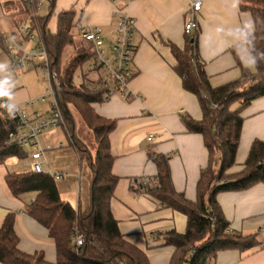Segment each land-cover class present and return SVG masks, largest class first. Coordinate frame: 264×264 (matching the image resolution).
<instances>
[{
    "label": "crops",
    "instance_id": "crops-1",
    "mask_svg": "<svg viewBox=\"0 0 264 264\" xmlns=\"http://www.w3.org/2000/svg\"><path fill=\"white\" fill-rule=\"evenodd\" d=\"M194 1L133 0L127 5L125 12L136 22L132 59L134 76L127 86L131 98L125 100L112 96L103 103L92 105L97 115L116 121V127L109 135L114 158L111 173L118 179L110 202L111 214L123 239L141 250L149 264H169L174 248L165 244L163 233L173 230L183 234L186 218L181 213L163 208L145 194L131 193V182L155 177L156 167L151 155L168 156L175 191L193 202L200 171L208 161L202 136L190 134L181 121L183 116L200 121L202 114L196 97L182 88L181 79L174 70L176 60L168 44L179 50L184 48V24L192 16L196 22L194 33L198 39L199 59L211 87L238 79L241 67L255 73L245 43V38L254 30L249 13L240 11L237 0H200V11L193 13L190 6ZM114 8L110 0H56L51 12L54 19L48 22L47 28L53 34L58 14L72 10L74 40L80 41L78 27L85 26L100 28L102 36L109 42L115 24ZM14 24L15 28L19 25ZM0 32L4 37L5 34ZM10 35L15 36L16 41H24L16 32ZM11 53L14 59L16 54ZM82 71L83 78L88 81L98 76L94 72ZM10 93L11 102L31 108L27 106L31 101L23 100L20 90L12 89ZM4 98L9 102L8 96ZM240 116L243 124L235 164L228 174H237L243 169L253 141L264 142V96L253 100ZM149 137L152 140H148ZM29 156L26 154L21 160L8 158L0 163V227L4 217L13 213L18 250L28 255L42 252L44 260L54 264L53 241L45 228L27 213L35 194L14 197L4 179L8 173L30 172ZM44 156L53 172L64 174L65 179L56 181H63L61 188L56 184L60 198L76 208L78 198L74 206L71 194L79 191L74 189L72 172L69 168L61 170L64 166H52L53 161L46 157V152ZM56 157L62 158L60 153ZM78 176L75 175L74 181H80ZM61 192H65L64 197ZM217 203L229 223L228 231L241 235L256 232L259 245L243 253L239 250L220 252L210 264H264V184L241 192L221 193L217 196Z\"/></svg>",
    "mask_w": 264,
    "mask_h": 264
},
{
    "label": "trees",
    "instance_id": "trees-1",
    "mask_svg": "<svg viewBox=\"0 0 264 264\" xmlns=\"http://www.w3.org/2000/svg\"><path fill=\"white\" fill-rule=\"evenodd\" d=\"M15 1L21 3L32 30L41 42L48 60V68L55 72L60 91L56 94L65 123V135L81 162L85 158L88 169V205L81 210L62 200L54 180L49 175L32 172L8 173L5 183L14 197L35 194L27 213L47 231L55 247L54 264H149L145 254L126 242L110 210L118 179L112 175L113 156L109 135L116 121L95 113L93 104L103 103L107 87L104 81L75 84L77 71L94 60L90 42L81 41L72 54L62 60L66 47L73 46L72 10L58 14L56 30L47 28L56 0H48V14H32L22 0H0L7 10ZM240 11L249 13L253 32L245 43L255 67V73L241 67L238 79L211 87L198 55V39L194 31L185 35V46L179 50L168 44L176 60L175 73L180 77L184 91L194 95L201 110V120L183 116L181 121L190 134L202 136L208 152L207 166L200 171L196 183L195 200L190 202L175 191L170 175L169 158L151 155L156 167L154 178L133 180L131 193L149 196L163 208L181 213L186 218L183 234L171 230L163 233L166 245L174 251L169 264H210L217 254L227 250L241 253L256 248L258 234L241 235L229 232V223L217 203L221 193L241 192L257 184H264V142L253 141L237 174L227 171L235 164V156L243 124L242 111L253 101L264 96V0H237ZM26 22V21H24ZM25 39V38H24ZM0 49L10 56L11 49L0 32ZM8 102L0 96V104ZM234 107H236L234 109ZM76 113L91 132L94 148L91 151L76 136ZM17 127L4 108L0 107V163L8 158L24 159L26 153L19 147L7 145L9 133ZM258 166L260 167L258 169ZM13 213L7 214L0 227L1 264H51L44 260L42 252L24 254L17 248L18 238L14 231ZM83 238L82 246L70 241L72 233Z\"/></svg>",
    "mask_w": 264,
    "mask_h": 264
},
{
    "label": "built area",
    "instance_id": "built-area-1",
    "mask_svg": "<svg viewBox=\"0 0 264 264\" xmlns=\"http://www.w3.org/2000/svg\"><path fill=\"white\" fill-rule=\"evenodd\" d=\"M22 1L29 7L32 14H35V10L41 6V0ZM110 1L115 5L113 13L115 24L110 41L107 42L98 27L80 26L78 27L77 37L81 41L90 42L93 46L94 60L85 65L86 71L98 74L95 78L96 83L100 82V80L104 81L107 87L104 98L109 99L112 96H119L127 100L131 98V95L127 92V86L134 76L132 59L135 53L133 38L136 22L125 12V8L133 0ZM190 9L193 13H198L201 9V1H194ZM195 29L196 22L191 16L184 24V34H191ZM18 36L22 39L25 38V45L18 44L16 37L13 35H10L8 40L12 50L16 52V56L11 62L12 68L22 72L39 68L43 74V81L49 82L50 86L34 102L45 104L49 98L52 101L45 115L39 112L28 114L26 107L16 104L17 111L10 118L16 121L17 127L13 132L9 133L6 144L14 145L21 149L24 146L32 147V152L29 156L30 172L49 175L56 181L61 180L64 174L53 172L47 166V160L44 156L45 151L38 143V134L40 132L49 127L63 126L64 124L63 114L56 102V94L60 91L57 75L49 70L45 49L42 43L37 41V36L32 30L29 21L24 22L20 26ZM36 61L38 62L37 64ZM78 78H82L81 75L77 76ZM80 83H83V81ZM33 105V102L27 104L28 107ZM148 140H152V137H149ZM140 181L143 182L145 179H140ZM71 242L77 247L82 246L83 238L77 230L72 233Z\"/></svg>",
    "mask_w": 264,
    "mask_h": 264
},
{
    "label": "rangeland",
    "instance_id": "rangeland-1",
    "mask_svg": "<svg viewBox=\"0 0 264 264\" xmlns=\"http://www.w3.org/2000/svg\"><path fill=\"white\" fill-rule=\"evenodd\" d=\"M12 10H7L5 7H3L0 4V31H2L4 35L5 42L8 43L9 36L11 32L18 33V29L20 26L24 23V21H27V14L22 11L23 7L21 3L18 1H15L13 4ZM37 14L40 16H45L48 14V0H41V6L37 8ZM52 19H54V14L50 16V23L52 22ZM19 24L17 28H15V24ZM73 34H76L75 29L73 28ZM18 44H21L22 46L25 44L24 41H17ZM73 46L66 47L62 60H66L73 52L74 48H78L80 46V41L73 40ZM9 48L12 50L10 43H8ZM1 50V49H0ZM0 55V63L7 62L8 68L6 71H0V79H8L11 82V88L12 89H18L20 90L21 98L25 101H31L34 103V106L31 108H27L26 111L28 114L33 112H39L40 114L45 115L46 112L49 109V104L51 103L52 99L49 98L46 100L45 104L41 103H35L34 101L39 98L41 95H43L46 88H49L50 84L49 82L43 81V74L39 68H36V70L22 72V71H16L12 68L11 60L13 59L12 56L9 57V55L3 53ZM13 55L16 54L15 51H11ZM38 62L36 61V64ZM83 70L86 71V66L83 67ZM83 71H77L75 75V84L79 86L80 84L84 85H90L89 83H94L96 80L88 81L86 79H83L82 73ZM81 75L82 78H78L77 76ZM83 83H80L82 82ZM80 83V84H79ZM76 124V136L77 138L86 144V146L93 151L94 148V141L93 136L91 132L85 127V125L82 123L78 115L74 112L73 113ZM38 143L41 146L42 149H45L46 157L49 160H52L51 163L52 166H56L57 168H63L61 170L64 171V168H69V170L72 172V182H74V189L78 193H72L70 189V194L72 195V198H74V206L77 202V198L81 207V210L86 209L88 205V177L87 172L88 169L85 165V158L82 159V161H79V156L76 154L74 149L69 146V139L65 135V123L63 126H53L49 127L42 132L38 134ZM62 144V146H59ZM22 150L26 154H30L32 152V147L24 146ZM61 154L62 158L56 157ZM64 155V156H63ZM66 165V166H65ZM75 175H79L80 181L78 180L74 181ZM65 179V177H64ZM63 181H58L56 184L61 188V184ZM73 189V188H72ZM62 191V189H61ZM63 197L65 192H61ZM71 241V238H70Z\"/></svg>",
    "mask_w": 264,
    "mask_h": 264
},
{
    "label": "clouds",
    "instance_id": "clouds-1",
    "mask_svg": "<svg viewBox=\"0 0 264 264\" xmlns=\"http://www.w3.org/2000/svg\"><path fill=\"white\" fill-rule=\"evenodd\" d=\"M8 68L7 62L0 63V71H6ZM11 82L8 79L0 80V96H8L9 102L0 104V107L4 108L9 116H14L17 111V105L11 102Z\"/></svg>",
    "mask_w": 264,
    "mask_h": 264
},
{
    "label": "water",
    "instance_id": "water-1",
    "mask_svg": "<svg viewBox=\"0 0 264 264\" xmlns=\"http://www.w3.org/2000/svg\"><path fill=\"white\" fill-rule=\"evenodd\" d=\"M260 167L258 166V169H259Z\"/></svg>",
    "mask_w": 264,
    "mask_h": 264
}]
</instances>
